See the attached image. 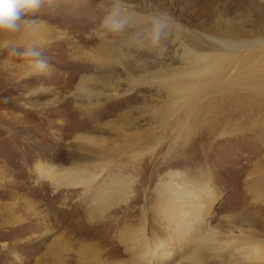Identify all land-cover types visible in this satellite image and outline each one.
Masks as SVG:
<instances>
[{
	"label": "rangeland",
	"instance_id": "rangeland-1",
	"mask_svg": "<svg viewBox=\"0 0 264 264\" xmlns=\"http://www.w3.org/2000/svg\"><path fill=\"white\" fill-rule=\"evenodd\" d=\"M115 1L122 7H133V13L145 20L134 25L112 23L109 16ZM150 11L173 20L181 27V35L176 36L170 25L158 23L160 17L150 15ZM37 20L51 30L55 41L42 46L16 44L10 37L17 31H0V264H58L60 258L72 261L66 264H78L79 243L84 242L98 243L104 250L101 259L107 260L105 251L116 246L122 249L118 239L123 233L128 236L130 228L138 230V234L142 226L146 238L153 242L158 238L150 211L157 201L155 195L161 197L163 187L172 189V184L181 181L200 187L201 178L210 181L214 196L211 205L210 198L205 199L210 206L208 227L233 234L237 226L246 229L262 248L250 249L246 259L242 261L238 256L234 262L264 264V190L258 194L253 191L255 180L264 177V125L250 124L257 115L249 110V103L255 101L249 85L242 86L241 104L229 105L225 97L219 96L221 103L217 101L214 109L204 115L212 120L220 114L218 123L207 130L206 125L193 123L186 137L184 131L162 127L159 119L152 116L150 111L167 101L168 92L158 84L137 87L132 91L135 100L127 103L121 102L124 98L108 101L110 108L116 104L124 107L114 111V117L108 120L127 114L139 121L143 139L124 171V179L131 184L127 200L111 207L104 216L106 221L119 222L110 229L89 224L85 200L89 193L79 185H62L57 175L59 170L70 167L66 162L70 152L63 145L73 138L66 136H75L73 131L81 126L79 115L70 114L76 109L69 98L81 76L110 83L117 80L121 90L127 89L125 69L117 65L113 70L101 68L92 60L95 51L109 52L125 38L137 62L146 69L156 72L159 68H183L181 42L187 45L185 38L198 35L206 50L212 46V39L264 40V0H44L38 9L23 11L19 23ZM27 63H40L50 72L28 73ZM72 74H76L74 81L66 82L65 77ZM92 87L103 89L102 84L94 83ZM39 89L43 91L37 92ZM54 95L68 97L57 105L35 106L53 100ZM212 95L218 97L217 93ZM102 129L103 133L96 131L94 136L114 138L107 128ZM38 167L51 171L39 179L35 173ZM104 174L95 180L94 187L104 182ZM241 220L250 221V225ZM196 242L188 238L183 245L188 250ZM174 251L176 255L184 253L183 247ZM119 260L120 264L128 263L124 255Z\"/></svg>",
	"mask_w": 264,
	"mask_h": 264
},
{
	"label": "bare ground",
	"instance_id": "bare-ground-1",
	"mask_svg": "<svg viewBox=\"0 0 264 264\" xmlns=\"http://www.w3.org/2000/svg\"><path fill=\"white\" fill-rule=\"evenodd\" d=\"M114 3L112 13L109 16L112 23L121 21L123 25H134L136 22L145 20L137 16L139 14L133 13L135 12L133 7H122V4L119 5L120 3L117 1ZM140 11V13H143L144 10ZM150 15L160 17L159 20L161 21H157L158 23L162 22L164 25H170L176 31V36L181 35V27L173 20L163 18L153 11H150ZM15 31H17L16 36L12 37L10 35V40L16 44L42 46L46 42L55 41L56 38L54 34H51V30L47 29L44 22L40 20L28 24L19 23V27L13 33ZM207 38L211 40V37ZM124 39L115 48H111L109 52L95 51L93 54L95 57L92 60L97 61L98 63H96L101 68L107 70H113L114 65L125 69L127 89L121 90L117 80L110 83L104 79H96L87 75L81 76L76 90L69 96L76 109L70 114L79 115L81 126L73 131L77 133L75 136L74 133L67 134L66 137H72L73 140L63 145L68 153L70 152V157L66 159V162L70 163V167L57 172L62 180V185H79V187H83L86 193H89L90 196L85 199L89 211L87 212L89 224L104 225L108 229H110V225H118L119 222H114L115 220L106 221L104 216L111 207H116L127 200L126 194L127 191L130 194L131 184L124 179V171L129 161L134 160L137 153L135 149L139 147L140 142L143 140L138 130L139 121L135 122L127 114L124 116L121 114L114 120H108L109 117H114V111L117 112L124 108H120L119 104L112 105V108H110L111 105L107 104L108 101L124 98L121 102L127 103L130 100H135L132 91L137 87L158 84L168 92L167 101H164L166 103L161 108L151 110L152 116L159 119L158 123L162 127L170 126L176 131H184V137H186L192 129L193 123H200V127L206 125L204 127L206 130L213 123L216 125L219 119L217 116L221 115L218 114L212 117V120H209V118L205 119V113L212 108L214 109V104L217 101L220 102L221 97H225L229 105H237L238 102L244 100L242 99V86L249 85L255 98L253 103L248 102L249 110L253 109V112L257 115L256 119L250 124L253 126L264 125V40L241 42L228 38L212 39L211 42L214 41L212 46H209V50H206L202 38L198 35L185 38L188 44L181 42L183 51L181 61L182 63L185 62L184 67L173 68L170 71L159 68L155 72L146 69L145 66L137 62L131 52L129 40L125 41ZM86 42V44L89 43ZM58 45L60 44H54L53 46ZM27 68L26 72L28 73L48 74L50 72L48 67L40 63H27ZM85 68V70L89 69ZM134 72H142V74L137 76V73ZM75 75L65 77V81H74ZM94 83L102 84L103 89L96 90L92 87ZM227 83H229V86ZM229 87L230 90L226 91ZM104 90H107V92L105 93ZM42 91L39 89L37 92ZM215 93L218 97L212 95ZM54 96L53 100L35 104V106L44 108L48 104L57 105L68 97ZM82 102H84V105ZM177 113L180 115H177ZM104 127L111 132L113 139L94 136L96 131L103 133L104 129L102 128ZM234 129L235 125L229 130ZM209 133L214 135L212 131ZM46 171L50 172L51 170L49 168L41 170L38 167L35 173L40 179L41 177L45 178ZM102 174L106 175L104 176L106 177L104 182L94 187L93 183L97 178L102 177ZM201 179L200 187L192 182L181 181V183L172 184V189L163 187V190L160 191L161 197L158 193L155 195L157 201L150 208V211L153 219L151 224L156 226L158 231L156 240L151 242L148 237L146 238L147 233L143 226L139 231L140 234H137L138 230L134 232V229L129 228L130 233L128 236L123 233L122 238L118 239L122 249L116 246L115 249L105 251L107 260L101 259L104 250L100 248L98 243H79L80 252L77 256V263L120 264L119 257L124 255L128 258L126 264H236L234 261L238 256L243 261L247 258V251L250 249L260 250L262 247L259 242L253 238L254 236L250 237L252 235L241 226L236 227V233L234 234L208 227L206 221L210 206L207 207L205 199L210 198L208 203L211 205L214 196L211 192L212 185H210V181L205 182L203 178ZM255 190L257 194L264 190V177L255 180L253 191ZM245 222L248 226L250 225V221L241 220V223ZM201 228L203 230H200ZM199 230L200 233L197 236L193 235ZM119 233L122 235L121 230ZM188 238H191V242H197L195 247L187 250V247L183 244ZM177 247H183L184 253L176 255L174 249H177ZM183 255L186 256L182 258ZM108 259H111V261L107 262ZM66 262L72 261L69 258L58 260V264H66Z\"/></svg>",
	"mask_w": 264,
	"mask_h": 264
},
{
	"label": "clouds",
	"instance_id": "clouds-1",
	"mask_svg": "<svg viewBox=\"0 0 264 264\" xmlns=\"http://www.w3.org/2000/svg\"><path fill=\"white\" fill-rule=\"evenodd\" d=\"M43 2L44 0H0V31L17 29L23 11L36 10ZM159 37L160 26L157 25L156 39Z\"/></svg>",
	"mask_w": 264,
	"mask_h": 264
}]
</instances>
